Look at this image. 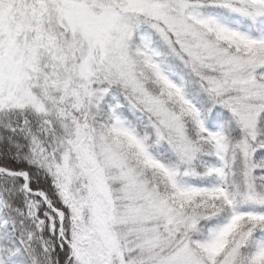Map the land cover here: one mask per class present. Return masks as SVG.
<instances>
[{
	"label": "snow or ice",
	"instance_id": "1",
	"mask_svg": "<svg viewBox=\"0 0 264 264\" xmlns=\"http://www.w3.org/2000/svg\"><path fill=\"white\" fill-rule=\"evenodd\" d=\"M0 264H264V0H0Z\"/></svg>",
	"mask_w": 264,
	"mask_h": 264
}]
</instances>
